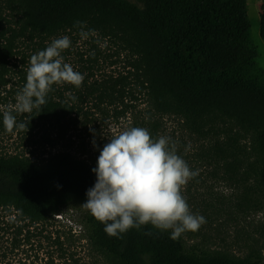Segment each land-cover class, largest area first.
I'll return each mask as SVG.
<instances>
[{
	"label": "trees",
	"instance_id": "16d2710c",
	"mask_svg": "<svg viewBox=\"0 0 264 264\" xmlns=\"http://www.w3.org/2000/svg\"><path fill=\"white\" fill-rule=\"evenodd\" d=\"M144 3L141 9L127 0H0V86L6 92L14 74L22 89L30 57L68 36L72 46L62 55L85 79L78 89L54 85L42 109L21 113L30 133L42 125L82 129L96 115L129 116L132 127L151 133L162 127L156 116H174L208 141L211 159L234 170L237 139L222 128L231 123L256 151L264 227V83L245 79L239 63L251 28L247 0ZM261 10L264 39V2ZM77 22L95 32L82 39ZM94 168L67 152L41 161L0 153V264H263L254 239L237 256L188 245L151 224L109 237L82 206L96 182ZM66 207L83 210L81 232L56 218Z\"/></svg>",
	"mask_w": 264,
	"mask_h": 264
},
{
	"label": "rangeland",
	"instance_id": "374dc122",
	"mask_svg": "<svg viewBox=\"0 0 264 264\" xmlns=\"http://www.w3.org/2000/svg\"><path fill=\"white\" fill-rule=\"evenodd\" d=\"M144 9V0H127ZM264 0H247L248 16L251 23L249 39L240 51L239 63L243 77L255 83H264V39L261 36L262 10ZM123 65V64H122ZM115 67V66H114ZM112 68L106 67V71ZM119 65L116 69L121 70ZM115 71V70H113ZM18 79L12 74L11 82L0 86V153L25 154L41 161L50 153L67 152L77 159L97 165V159L103 146L119 131L132 127V118L102 119L95 116L92 122L82 129H54L42 125L33 133L26 129L15 128L9 133L3 126V112L15 111L16 96L21 91ZM14 85V86H13ZM14 90V91H11ZM7 91H11L7 93ZM0 97V99H1ZM4 97V98H3ZM146 102L137 104V111L143 116ZM20 123L21 113L16 115ZM162 127L151 132L152 137L169 136L175 142L177 152L182 156L198 176L190 180L183 188L190 211L205 217L204 223L196 232H185L181 237L188 245H195L204 250H216L224 254L242 256L249 251V245L256 240L255 246L261 250L264 264L263 212L259 203L262 195L258 189L256 151L251 138L234 125L227 122L222 128L232 129L237 139L234 151L239 161L234 170H227L225 160L211 159L207 153L208 141H203L184 129L181 120L174 116H156ZM262 206V205H261ZM83 210L66 207L61 216H56L62 225H70L79 233L82 227L79 219ZM261 248V249H260Z\"/></svg>",
	"mask_w": 264,
	"mask_h": 264
},
{
	"label": "clouds",
	"instance_id": "9594fccd",
	"mask_svg": "<svg viewBox=\"0 0 264 264\" xmlns=\"http://www.w3.org/2000/svg\"><path fill=\"white\" fill-rule=\"evenodd\" d=\"M87 39L95 30L84 31ZM72 46L68 36L54 39L44 50L29 60L26 83L16 96L15 111L31 113L42 109L54 85L80 88L84 74L66 63L62 53ZM75 99V97H73ZM27 123H17L11 111L3 112V126L9 133L15 128L26 129ZM96 182L87 190L82 205L101 224L109 237L120 238L130 229L151 224L155 229L171 232L178 239L185 232H196L206 223L205 217L193 214L182 194L188 182L198 176L177 152L169 136L153 138L148 129L130 127L110 138L92 170Z\"/></svg>",
	"mask_w": 264,
	"mask_h": 264
}]
</instances>
